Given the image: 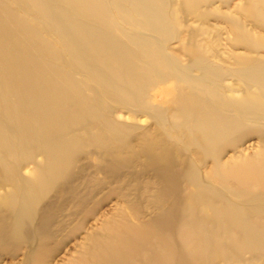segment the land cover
<instances>
[{"label": "bare ground", "instance_id": "bare-ground-1", "mask_svg": "<svg viewBox=\"0 0 264 264\" xmlns=\"http://www.w3.org/2000/svg\"><path fill=\"white\" fill-rule=\"evenodd\" d=\"M225 3L0 0V249L13 248L9 264L46 259L57 223L45 198L74 184L81 160L99 167L105 157L113 169L155 168L143 186L136 173L113 181L135 182L134 201L112 182L96 188L117 195L116 215L141 216L107 234L116 215L103 212L68 261L264 264V54L241 8L230 15ZM262 3L246 9L264 16ZM153 186L158 212L144 219L138 205Z\"/></svg>", "mask_w": 264, "mask_h": 264}, {"label": "rangeland", "instance_id": "rangeland-1", "mask_svg": "<svg viewBox=\"0 0 264 264\" xmlns=\"http://www.w3.org/2000/svg\"><path fill=\"white\" fill-rule=\"evenodd\" d=\"M226 3L221 7L222 11L224 13L233 15L235 10H240L241 18L248 26L255 32V35L253 37V40H256V44L259 45V48L257 49L259 54H264V16H257L258 13H256L255 10L252 9H246V0H224ZM258 1V0H255ZM264 2V0H261V3ZM219 1L214 3V7H217L219 5ZM262 11L264 12V3H262ZM243 8V9H242ZM232 12V13H231ZM254 12V13H253ZM252 14V15H251ZM256 14V15H255ZM259 18V19H258ZM215 17H211L208 21L209 25H214L217 23L215 21ZM256 20H258L256 23ZM262 22V23H261ZM195 25L198 24V22L194 23ZM207 23L200 24L201 25V34L204 36H207L210 26L206 25ZM254 24V25H253ZM261 24V25H260ZM263 24V25H262ZM223 29V35L225 37L224 39V47L226 51H230L231 43L233 40V34L231 32L230 27H228L224 22L221 24ZM257 37V38H256ZM258 40V41H257ZM169 47L176 48L178 46V42L175 40H172L169 42ZM241 53H248L245 52L243 48L238 49ZM228 83L231 82V80H227ZM163 89V84H157L154 85L150 90L153 92L158 90L161 91ZM157 96V100H158ZM141 119H145L142 117ZM143 121V120H141ZM249 154H252V151L249 150ZM135 160L137 158L135 157ZM79 165H84V169H74V184L73 183H61L59 186L62 187V191L56 190V188H52L50 191V195L45 198L44 205L48 203H54L51 209H49V213L52 214V218L55 219V224L53 226L54 231V237L53 242L51 243V247L53 251L49 253V255L46 257V259L40 263V264H56L57 262H63L65 264H84L82 261H68V258H71L70 256L76 255V249H75V240L77 237L82 236L85 232V228L90 223L94 224H100L103 217L105 215H102L103 212L106 211L107 215H111V212H113V215L115 216L117 211L120 210V207L122 205H118L119 200L117 198V195L115 194H108L110 188H103L100 187V192L96 193V188H98L99 183H106V182H112L113 187L118 188H124V191L129 195V199L135 200L136 199V189L137 186H128L129 182L125 181H119L114 182L113 181L123 173H136L140 174V179L143 181L142 186L145 185L146 182V176L148 173L152 172L154 169H139V168H133V167H125V168H115L110 166V158L105 157L100 161L99 167H95V160L92 158V160L83 159L79 163ZM151 170V171H150ZM22 173L26 176L30 173V166H27L22 169ZM145 173V174H144ZM127 181H130V178H126ZM133 181V180H132ZM148 181V180H147ZM149 184L153 182V180H149ZM137 185V184H136ZM155 185V184H154ZM157 185V183H156ZM141 186V187H142ZM112 187V186H111ZM94 188V189H93ZM158 188V187H157ZM156 186H153V188L150 189L148 193H143L141 196V201L138 205L140 213L144 214V219H149L155 215H157L158 207L156 205V201L154 197H156V193L158 189ZM91 189H93L92 196H94L93 199L90 200L88 196L91 194ZM65 190V191H64ZM1 191V190H0ZM58 191V192H57ZM85 203V208H81L80 203ZM167 204V202H165ZM165 204V205H166ZM118 205V206H117ZM146 206V208H145ZM112 209H111V208ZM93 209V212H88L89 209ZM123 208V207H122ZM108 209V210H107ZM42 211V210H41ZM111 211V212H110ZM134 211L129 210V208L124 207L121 212H119L115 218L116 221L113 223V225L110 227V231H107V234H114L118 232V230L122 229L123 224L125 221H135L137 217H140L141 215H137L133 213ZM110 213V214H109ZM82 220V221H80ZM66 226V227H64ZM11 238L18 239L16 235H14L13 232L9 234ZM111 238V237H108ZM13 248H5L0 249V264H9L11 261L10 255ZM66 259V260H65Z\"/></svg>", "mask_w": 264, "mask_h": 264}]
</instances>
